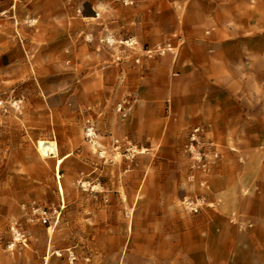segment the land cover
Returning a JSON list of instances; mask_svg holds the SVG:
<instances>
[{
  "label": "crops",
  "instance_id": "crops-1",
  "mask_svg": "<svg viewBox=\"0 0 264 264\" xmlns=\"http://www.w3.org/2000/svg\"><path fill=\"white\" fill-rule=\"evenodd\" d=\"M58 8L84 14L85 21L65 19L58 38L41 33L40 55L63 63L45 90L48 135L53 126L62 157L80 146L81 173L92 167L88 157L99 169V154L109 153L115 136L127 135L133 155L135 149L143 154L133 165L143 179L133 187L144 189L149 208L145 241L134 245L135 252L151 254L147 264H264V0H65ZM29 46L36 61L37 47ZM89 126L100 142L95 151L83 136ZM3 132L0 244L18 206L44 198L36 167L16 176L4 166ZM192 136L217 155L206 170L188 164ZM9 140L20 150L26 138L21 133ZM46 174L42 189L50 199L55 168ZM197 193L206 207L177 210L179 201L195 202Z\"/></svg>",
  "mask_w": 264,
  "mask_h": 264
},
{
  "label": "rangeland",
  "instance_id": "rangeland-1",
  "mask_svg": "<svg viewBox=\"0 0 264 264\" xmlns=\"http://www.w3.org/2000/svg\"><path fill=\"white\" fill-rule=\"evenodd\" d=\"M64 2L0 0V116L4 119L0 128L6 134L4 166L16 176H23L29 165L36 167L40 173L39 195L44 197L40 202L18 206L21 211L6 221L1 231L0 260L3 264H44L45 256L50 254L49 264L63 261L68 264H147L145 261L150 260L151 254L135 252L134 247L145 241L144 209L149 208L144 202V189L133 187L134 184L139 186L143 179V174L133 172L136 158L143 154L135 149L137 155H133L127 135L115 136L113 144H108L109 153L99 154L98 168L102 165V171L95 170V158L88 157L91 171L81 173L80 167L82 164L85 167V160L79 156L80 146H77L76 154L61 164L64 195L60 194L55 174V195L50 192L49 199L47 190L42 189L47 185V170L53 174L56 161L64 150L53 126H50L51 134L48 135L51 113L45 92L51 88L49 85L53 79L62 74L63 63L55 55L50 60L40 55L39 48L44 41L41 33L45 36L50 31L58 38L65 19L71 17L85 21L84 14H67L59 9ZM67 3L92 5L96 0H67ZM52 6L56 11H47ZM29 44L37 47L36 61L31 57ZM30 117H34L37 123L30 124ZM88 128L92 130L90 137L87 136ZM88 128L83 130V136L89 148L95 151L100 142L95 126ZM21 133L26 140L17 150L9 138L13 140ZM40 140L56 141L59 154L43 157L37 147ZM206 143L191 137L187 149L188 164L206 170L214 163L217 155L207 150ZM139 165L143 162L139 161ZM201 176L206 178L207 174ZM195 198V202L191 198L179 201L177 210L197 213L207 206L202 195L197 193ZM155 217L159 219L160 213ZM146 218L149 220L150 216ZM13 230L20 231L27 243L17 240Z\"/></svg>",
  "mask_w": 264,
  "mask_h": 264
},
{
  "label": "bare ground",
  "instance_id": "bare-ground-1",
  "mask_svg": "<svg viewBox=\"0 0 264 264\" xmlns=\"http://www.w3.org/2000/svg\"><path fill=\"white\" fill-rule=\"evenodd\" d=\"M37 147L41 155L45 158H51L59 154L56 141L50 142V141L40 140L37 144ZM67 157L68 156H64V157L57 159L56 164H55V174H56V178L58 182L59 191H60V194L62 195H64V189H63L62 182H61L60 168H61V164ZM49 261H50V254H47L44 259V264H49Z\"/></svg>",
  "mask_w": 264,
  "mask_h": 264
},
{
  "label": "built area",
  "instance_id": "built-area-1",
  "mask_svg": "<svg viewBox=\"0 0 264 264\" xmlns=\"http://www.w3.org/2000/svg\"><path fill=\"white\" fill-rule=\"evenodd\" d=\"M118 110H121V107L120 106L118 107ZM91 132H92V130L88 128L87 129V136L88 137H90ZM44 221H46V220L44 219ZM13 234L15 235L16 239L19 240V241H21L23 244H26L27 243V238L20 231L15 230L13 232Z\"/></svg>",
  "mask_w": 264,
  "mask_h": 264
}]
</instances>
